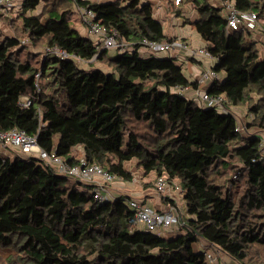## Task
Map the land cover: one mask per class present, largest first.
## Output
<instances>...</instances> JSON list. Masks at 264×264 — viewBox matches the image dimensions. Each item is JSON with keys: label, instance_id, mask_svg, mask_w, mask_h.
Listing matches in <instances>:
<instances>
[{"label": "trees", "instance_id": "1", "mask_svg": "<svg viewBox=\"0 0 264 264\" xmlns=\"http://www.w3.org/2000/svg\"><path fill=\"white\" fill-rule=\"evenodd\" d=\"M160 1L179 7L176 0H25L23 12L11 15L18 33L0 36V130L35 136L41 148L72 164L79 162L73 150L82 146L90 164L126 182L134 174L176 178L186 202L183 232L160 237L137 222L129 197L96 202L89 186L14 151L0 155V246L18 253L0 258L5 264H209L196 249L199 241L238 264H264L257 256L264 247L259 139L237 133L232 115L177 93L198 84L173 58L140 55L144 38L171 40L154 17ZM233 1L239 10L264 14V0ZM191 2L198 19L190 25L216 59L214 69L225 73L208 92L224 95L229 107L247 108L248 128L264 132V57L251 34L227 33L223 7L182 0ZM75 4L136 43L134 51L99 50L72 27ZM24 38L35 48L56 46L85 61L96 58L83 67L40 52L39 65ZM25 95L32 99L28 108L20 105Z\"/></svg>", "mask_w": 264, "mask_h": 264}, {"label": "built area", "instance_id": "2", "mask_svg": "<svg viewBox=\"0 0 264 264\" xmlns=\"http://www.w3.org/2000/svg\"><path fill=\"white\" fill-rule=\"evenodd\" d=\"M92 1V0H88ZM224 8V17L226 19L227 33L247 32L253 35H259L264 39V14L256 11H242L236 8L233 0H220ZM25 0H0V11L4 14L18 16L23 12ZM183 4L182 0H176V5ZM75 12L83 25L85 36L98 45L99 50L114 51L116 54L131 53L135 49L136 43H129L122 39L118 30L107 28L96 19V13L88 7L75 4ZM158 10L155 9L156 18ZM252 36V35H251ZM28 42L25 41L24 43ZM138 52L141 56L164 54L173 58L176 63L184 68V63L174 55L185 57L186 59L204 62L216 59L211 55L206 47L195 48L190 46L182 39L173 38L170 41H156L144 38L139 42ZM45 57L57 56L63 59H75L80 65H88L94 61H85L74 54H69L59 47H47L44 50ZM185 54V55H184ZM220 81V74L214 69V66L203 67L200 78L196 81L198 87L195 89L193 97L188 95L192 87L176 88V92L185 96L187 99L195 100L203 108L218 109L220 114H230L235 118V131L247 138L256 137L259 139L260 161H264V132L261 130H251L248 128L250 120L249 114L244 113L243 109L238 107H229L226 105L224 95L211 94L208 92V83ZM211 84V85H212ZM36 92H41V72L35 75ZM20 105L28 108L32 105L30 96H23ZM9 151H17L24 158H34L51 168L54 172L67 176L74 182L83 183L91 188V193L96 202L103 203L115 201L122 196L119 183L125 182L121 177L112 174L106 168L99 164H90L84 155L78 156V163L72 164L66 158L59 156L56 152H48L41 148L37 143L35 136H30L22 130L12 129L8 131L0 130V155L8 154ZM141 177L134 174L130 181L132 184H139ZM118 184V185H117ZM155 191L159 195H165L170 201L164 211L154 209L146 204L144 200L136 197L126 199V203L131 210L135 212L137 222L146 230L156 233L160 237L168 238L167 235L173 233L172 228H179L183 223V212L180 199L175 197L172 192L181 194L183 198V189L177 179L171 180L167 176H158L154 184ZM125 197V196H123ZM207 246V247H206ZM210 248V249H209ZM214 249V250H212ZM205 250V251H204ZM202 251L209 264L217 263L218 248L211 244L202 243ZM215 251V253L213 252Z\"/></svg>", "mask_w": 264, "mask_h": 264}, {"label": "crops", "instance_id": "3", "mask_svg": "<svg viewBox=\"0 0 264 264\" xmlns=\"http://www.w3.org/2000/svg\"><path fill=\"white\" fill-rule=\"evenodd\" d=\"M212 4L216 5L217 7H222V1L220 0H210ZM155 9L158 10L156 20L162 23L164 28V33L170 39L177 38L186 41L190 46L195 48L206 47V43L202 40L201 36L196 32V30L190 25L191 21H196L198 19V12L195 8L194 3L182 4L179 7H171L166 2H158L155 4ZM175 11V13H172ZM176 11L179 13L177 15ZM76 14V12H75ZM79 26H76V29L83 34L84 29L83 25L81 24L80 20H78ZM85 34V33H84ZM250 37L251 41L255 42L257 48L260 51L262 57H264V39L259 35H253ZM182 54V53H180ZM180 54L174 55L177 56L179 60L184 63V72L188 76V78L192 82H196L200 76L203 67L207 66H214L216 64L215 60H207L203 64L202 62L188 60L185 57L178 56ZM185 55V54H184ZM162 57H167V55H162ZM220 74V81L222 82L225 79V73L219 72ZM212 83H208L206 89L211 86ZM195 94V89L191 88L188 91V95L193 97ZM83 147L79 146L75 148L72 152V155L75 157H80L83 155ZM150 177H145L141 179L139 184H132L130 182H123L119 183L118 188L120 189V194L125 197H136L144 200V202L154 209L164 211L167 208V204L170 201L165 195H159L155 191V186L153 184H149ZM118 185V184H117ZM175 197L181 199V194L176 192H172ZM174 231L178 230L176 227L172 228ZM207 247V246H206ZM210 249V248H209ZM205 251V250H204ZM203 251V252H204ZM217 254H223L220 251H217ZM219 259L217 260V263Z\"/></svg>", "mask_w": 264, "mask_h": 264}, {"label": "rangeland", "instance_id": "4", "mask_svg": "<svg viewBox=\"0 0 264 264\" xmlns=\"http://www.w3.org/2000/svg\"><path fill=\"white\" fill-rule=\"evenodd\" d=\"M42 9H43V5H41L40 8L37 9V13H40L42 11ZM60 9H63V8L60 6ZM1 13H3V12L1 11ZM172 13H175V11H172ZM176 13H177V15H179V13L177 11H176ZM4 15H5L4 17L0 18V36H2V37L4 36L5 37V36H14V35H16L18 33V32H16V30L18 28H20V26L18 25L19 22H17L16 19L14 20V18H16V17H12L11 15H6V14H4ZM74 18L76 19V22H72L73 23L72 27L76 28V26H79L78 15L75 14V16L73 17V20H74ZM83 35L85 36L84 32H83ZM24 39H23L24 41H27V38H24ZM24 44L27 45L26 46V48H27L26 51H29V56L33 55L30 58L37 57V59L39 61V65H40V62H42V53H40V52H44L46 47L45 46H40V47L35 48V47H33L31 45L30 41L26 42ZM110 53H115V52L114 51H110ZM26 54H28V52H24V56H26ZM162 55H164V54H154V56H162ZM177 63L180 64V61H177ZM83 67H90V65H88V66L83 65ZM46 81L47 80H44V82H46ZM243 111H244V113H248V109L245 108V107L243 108ZM217 112L220 114V111L218 109H217ZM243 144H245V142H243ZM9 152L11 154H15L14 152H11V151H9ZM131 165H134V164H131ZM142 178L143 177H141V179ZM150 179L151 180L149 181V184H153V183L155 184L157 176L155 174H151ZM79 188L80 189H84V187H82V186H79ZM180 205H181V209H182V212H183V216H185L186 215V202H185V200L183 198H182V201H181ZM182 232H183V229L176 230V231H173V233L168 234L167 237L168 238L176 237V236L180 235ZM201 248H202V241H199L196 244V249L198 251H200V250L202 251ZM212 250H214V249H212ZM213 252L215 253V251H213ZM257 253H258L257 256L259 257V259L264 262V247H259L257 249ZM17 254L18 253L15 250V247L14 248L13 247L12 248L11 247L3 248V247L0 246V258L2 260H7L11 256H15ZM217 259H219V262L216 263V264H238L235 260H233L232 258H230L229 256H227L225 254H220V255L217 254ZM0 264H5V262L0 260Z\"/></svg>", "mask_w": 264, "mask_h": 264}]
</instances>
